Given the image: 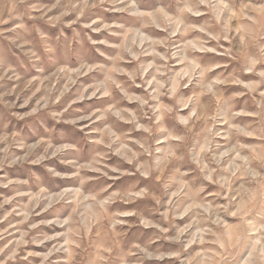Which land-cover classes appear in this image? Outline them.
Masks as SVG:
<instances>
[{"label":"clouds","instance_id":"9594fccd","mask_svg":"<svg viewBox=\"0 0 264 264\" xmlns=\"http://www.w3.org/2000/svg\"><path fill=\"white\" fill-rule=\"evenodd\" d=\"M0 264H264V0H0Z\"/></svg>","mask_w":264,"mask_h":264}]
</instances>
